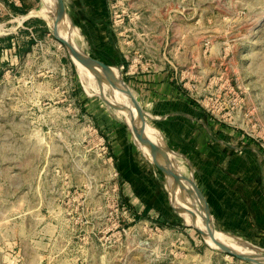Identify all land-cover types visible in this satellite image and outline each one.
<instances>
[{
    "label": "rangeland",
    "instance_id": "obj_1",
    "mask_svg": "<svg viewBox=\"0 0 264 264\" xmlns=\"http://www.w3.org/2000/svg\"><path fill=\"white\" fill-rule=\"evenodd\" d=\"M61 1L77 47L116 68L134 97L129 66L172 68L198 115L204 111L232 135L234 164H251L236 171L257 180L264 164V0H101L89 15L97 34L78 26L69 0ZM44 6L37 0L15 13L22 6L0 0V264H252L204 237L186 212L166 218L179 205L187 211L188 193L172 203L168 196L156 211L128 200L122 179L131 174L121 170L104 129L119 124L120 137L132 136L126 114L114 108L112 88L82 76L53 18L33 14ZM99 38L124 65L106 51L101 57L91 42ZM133 139L142 144L140 135ZM191 196L206 229L199 198ZM214 230L249 244L246 254L264 256V246L249 238Z\"/></svg>",
    "mask_w": 264,
    "mask_h": 264
},
{
    "label": "crops",
    "instance_id": "obj_2",
    "mask_svg": "<svg viewBox=\"0 0 264 264\" xmlns=\"http://www.w3.org/2000/svg\"><path fill=\"white\" fill-rule=\"evenodd\" d=\"M100 1L69 0V10L78 26L91 28L97 34L94 27L98 26V22L89 15L99 11ZM22 2V8L15 9V13L37 6V0ZM91 42L95 50L102 53L101 57L106 51L105 56L112 58L117 65H124L122 55H113L107 41L99 38ZM129 73L144 117L160 134L175 168L184 177V196L186 192L190 194L188 191L195 193L192 187H196L205 207L203 211L199 199L201 211L209 217L215 229L243 235L264 246V164H259L257 180L251 181L248 172L241 175L236 171L249 170L251 164L247 165L245 160L240 161L242 167L234 164L230 147L232 135L229 131L219 130L218 122L204 111H199L198 115V104L179 85L172 68L155 64L147 71L133 69ZM116 128L113 131L104 126L113 156L121 170L124 167L131 174L123 173L122 179L123 185L131 189L126 195L128 200L135 204L152 205L150 211H156L159 204L166 203L168 196L171 203L173 199L178 200V194L164 171L146 155H139L143 147L133 139V131V137L130 135L127 138L125 131L120 137L121 125L117 124ZM173 209L168 211L170 215L167 213L168 220L174 216L173 213H185L180 205Z\"/></svg>",
    "mask_w": 264,
    "mask_h": 264
},
{
    "label": "water",
    "instance_id": "obj_3",
    "mask_svg": "<svg viewBox=\"0 0 264 264\" xmlns=\"http://www.w3.org/2000/svg\"><path fill=\"white\" fill-rule=\"evenodd\" d=\"M54 6H55V13H54L55 26H54V28H55L57 34H59L60 40L65 45V47H66L68 53L70 54L72 60L74 61V63L77 61L80 64L91 69L92 71L96 70V69L101 70L104 72L103 73L104 76H103V79L100 78V80L111 81L110 80L111 77L107 73L108 72L107 68L109 67L108 65H106L102 61H99V60L92 58L91 56H89L88 54H86L85 52L80 50L71 37H67L65 39L61 37L59 30H60L61 25L65 21V17L67 16L66 10L64 9L61 0H54ZM122 86L126 88L127 92L130 95V98L132 99V107L130 109H128V111H130V113L132 114V121H134L136 126L133 128L131 127V130L133 131L135 137L140 135V139L142 140V145H144L150 149V151L152 152V157H153L154 161L164 171V173L168 177L174 191L176 193H178V191L181 192L178 195L180 197L183 196L185 187L182 183V180L184 179V177L175 168L174 163L172 162V159L170 157L169 150L163 144H159V143L153 141L152 139H150L148 137L147 127L148 126L151 127V126L149 125L147 120L144 118L143 113H142V109H141L136 97L131 96L133 94L131 91H129V89L126 85V82L123 80V78H122ZM115 107H116V109L119 108V109H122L124 111L127 109L124 106H114V108ZM188 192L190 194H192V191H188ZM194 192L197 195V197L200 199L202 210L205 211V207L203 206L202 197L199 193V190L196 187H195ZM181 208L184 212L186 211V209L184 207H181ZM190 212L193 216L192 225L204 237H210L213 239V241L215 243L222 246L221 250L225 251L226 253L232 254L233 256L238 257L244 261L252 263V264H264V256L257 255V254L251 255V254H246V253H239V252L232 250L230 247L224 245L222 242L216 240V237H215L214 232H213L214 228L211 227L212 224H211V221H210L208 216L203 218V220L206 224V229H207L206 231L196 227L195 226L196 213L194 211H190Z\"/></svg>",
    "mask_w": 264,
    "mask_h": 264
},
{
    "label": "bare ground",
    "instance_id": "obj_4",
    "mask_svg": "<svg viewBox=\"0 0 264 264\" xmlns=\"http://www.w3.org/2000/svg\"><path fill=\"white\" fill-rule=\"evenodd\" d=\"M45 6L40 9L39 11H34L33 14L35 15H41L43 17H47V18H53L54 20V13H55V6H54V0H44ZM61 30H62V37L65 39L67 37H71L73 39L74 34L76 33L75 29L69 25V23L65 20L64 23L61 25ZM77 30V28H76ZM61 32V31H60ZM74 40V39H73ZM77 62V61H76ZM77 64L79 65L80 69H81V74L82 76L86 79V77L89 74L94 75L98 80L100 78L103 79V71L101 70H91L89 68H87L86 66L80 64L79 62H77ZM107 73L110 75L111 77V81L108 80H102V87L104 88H112L114 91H116L118 94L121 95V98L124 97L123 99L126 100L127 102H129V104L125 103L123 100V102L120 101V99L116 96V94L114 93L113 90L109 89L111 94H112V101H116L117 104H119L118 106H124L127 109L124 111L122 110L123 114H126L127 120L129 122L130 127H135V123L134 121H132V114L130 113V111H128V109H130L132 107V99L130 98L129 93L127 92L126 88L122 86V74H120V72L113 67H108L107 68ZM106 73V72H105ZM94 79V78H93ZM93 81V80H92ZM105 90V89H104ZM103 90V92H104ZM103 94V93H102ZM106 96V95H105ZM134 97V95H131ZM105 98V97H104ZM104 100H107V98H105ZM110 101H108V104L110 105ZM147 134L148 137L150 139H152L153 141L159 143V139L157 138V132L152 128V127H147ZM141 141V140H140ZM161 144V143H159ZM141 147H143L145 149V153L150 156L152 155V152L150 151V149L144 145H140ZM172 152V151H171ZM176 155V154H174ZM179 155V154H177ZM171 157V156H170ZM173 159V158H172ZM178 166V165H177ZM185 183V182H184ZM187 184V183H186ZM188 185V184H187ZM185 187V186H184ZM186 188V187H185ZM189 189V188H188ZM180 193V192H178ZM187 193V192H186ZM187 199H189V204H188V209L186 212V214H188L189 220H190V224L193 222V216L191 214L190 211H194V207H195V202L193 201V197L189 194L188 196H186ZM186 208V207H185ZM197 219V218H196ZM195 226L203 229L204 231H206L207 229H205V227H203L199 222L195 223ZM214 235L216 237V239L220 240V242H222L224 245L230 247L232 250L239 252V253H246L247 251H249V249H251L250 245L245 243L244 241H241L239 239H236L233 237L232 240H228L226 239L221 232H218L216 230L213 231ZM222 240V241H221ZM232 245V246H230ZM252 250V249H251ZM251 255H254L252 253H250Z\"/></svg>",
    "mask_w": 264,
    "mask_h": 264
},
{
    "label": "built area",
    "instance_id": "obj_5",
    "mask_svg": "<svg viewBox=\"0 0 264 264\" xmlns=\"http://www.w3.org/2000/svg\"><path fill=\"white\" fill-rule=\"evenodd\" d=\"M9 2L10 3H14L15 6H19V7H21L23 5L22 0H9ZM25 21H26V19H23L22 22H20V23L23 24ZM132 67H134V66H131V67L129 66V71L133 70ZM137 69H138V67L136 69H134V70H137ZM101 140H102L103 150L107 153L108 147H107V145L105 143V138L101 137Z\"/></svg>",
    "mask_w": 264,
    "mask_h": 264
},
{
    "label": "trees",
    "instance_id": "obj_6",
    "mask_svg": "<svg viewBox=\"0 0 264 264\" xmlns=\"http://www.w3.org/2000/svg\"><path fill=\"white\" fill-rule=\"evenodd\" d=\"M145 213H147V211L144 212V216H145Z\"/></svg>",
    "mask_w": 264,
    "mask_h": 264
}]
</instances>
